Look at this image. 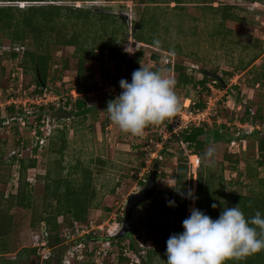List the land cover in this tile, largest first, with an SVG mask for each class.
<instances>
[{"label":"rangeland","instance_id":"374dc122","mask_svg":"<svg viewBox=\"0 0 264 264\" xmlns=\"http://www.w3.org/2000/svg\"><path fill=\"white\" fill-rule=\"evenodd\" d=\"M156 1H58L91 10L102 8L126 17L129 23L127 30L120 23L106 21L109 33L112 28L118 27L116 36L122 39L120 49L127 51L132 61L115 62L110 50L104 51L102 60L89 61V92L81 94V97L87 99V106L92 107V111L85 115L74 113L75 96L78 94L74 87L79 61L74 46H52L47 88L43 93H38L36 89L40 90V87L36 83L33 63L24 57L30 45L12 44L7 38H0V190L4 192V198L17 191L21 159H36V165L28 168L25 176L30 184V203L35 199L41 204L48 182L45 176L48 171L55 176L59 170L63 176L73 178L72 169L79 162L92 170L97 190L88 219L99 220L103 224L110 219L109 224L103 228V233L109 235L120 230L127 197L142 186L141 182L147 179L150 169H157L161 173L158 174L159 189H172L175 184L178 149L184 148L186 156L193 149L177 140L167 141L172 134L167 131L166 125L171 123L164 121L158 125H149L141 136H133L114 125L105 110L108 101L122 91L119 81L125 79L131 82L132 72L141 66L161 70L176 80L177 74L169 66L174 61L187 65L197 80L203 79L204 70L214 71L224 79L225 85L222 84V87L213 80L207 81L206 88L200 84L196 87H175L181 104L176 116L180 113L184 120H188L187 110L191 98L197 102L205 100L211 113L218 109L228 119L242 115L245 105L255 110L260 107L264 118V82L254 81L256 72L261 71L260 68L264 65V0H182L178 6L172 0ZM25 3L21 6L27 5ZM228 5L232 6V12L237 18L223 21L221 13L215 9H223ZM142 17L146 21L151 17L158 19L157 41L165 47L174 46L176 53H170L162 46L157 47L131 38L132 21H140ZM13 52H17L16 57L12 56ZM256 54L258 58L254 60ZM154 55L159 59L156 60ZM186 93H189L190 99L185 97ZM37 98L43 100L38 102ZM12 103L23 111H38L43 105L50 112L44 120H38L35 114H30L27 118L23 114L16 120L7 119V106ZM205 111L204 121L208 127L216 128L220 133L218 141L205 147V151L209 146L216 149V163L212 167L207 166L205 172V179L210 178V185L216 189L215 200H225L222 190L225 194H247L251 189L264 190V183L260 184L258 180H264V165L257 166V140L252 137L228 142L230 137L233 139L246 133L243 129L251 131L252 123L241 124L235 120V126L226 123V127L221 128L219 123H211V114ZM59 129L65 131L66 138L62 152L59 150L62 144ZM193 155L195 154L188 157L191 173L189 183L196 193L199 159L195 167ZM156 158L158 162L155 161ZM235 159H239V162L235 163ZM249 167L257 169L255 178L250 177ZM252 172L254 173L253 170ZM221 175L223 181L220 179ZM52 203L56 204V201L52 200ZM32 210L30 204L13 207L14 227L8 237H0V264L31 263L32 253L24 249L33 247L39 236V229L31 226ZM146 210V206L140 205L133 213V229L134 232L140 230L144 233L145 251L158 246L159 242L167 238L165 234L146 228ZM65 220L66 216L63 215L58 218L60 234L65 231ZM87 260L88 258H84L82 262L71 260V264H84L83 261ZM102 260L103 264H118V260L113 261L108 255L99 258V262ZM56 264L60 263L56 261Z\"/></svg>","mask_w":264,"mask_h":264},{"label":"trees","instance_id":"16d2710c","mask_svg":"<svg viewBox=\"0 0 264 264\" xmlns=\"http://www.w3.org/2000/svg\"><path fill=\"white\" fill-rule=\"evenodd\" d=\"M59 0H0V38H7L12 44L30 45L24 53V57L29 59L33 63V68L36 72V83L40 87V90L36 89V92L43 93L47 88L48 69L50 60V51L52 46H74L79 56L77 66V78L75 83V90L78 93L75 96L76 114L85 115L92 111V107L87 106V99L81 97V94H87L89 88L87 85L89 75V61L102 60L104 57V51L110 50L112 60L115 62L128 63L132 61L127 51H121L120 45L122 39H118L116 36V28H112L109 33L106 21L111 20L113 24L120 23V26H124L129 30V23L126 21V17L120 16L116 13L107 11H94L90 8L79 5H67L58 3ZM178 6L182 3V0H172ZM260 1V0H255ZM26 2L27 5L21 6ZM151 3H156V0H150ZM25 3V4H26ZM218 8V7H216ZM221 13L222 20L235 19L237 15L232 12V6L228 5L223 9H215ZM118 18L121 20L119 21ZM157 18L151 17L146 21L143 17L140 21H132L131 26V38L135 41L142 43L155 44L157 47L162 46L164 50H169L170 53H176V48L162 45L157 41L158 30ZM146 23L148 27L145 26ZM125 38V37H124ZM130 38V39H131ZM129 39V37H126ZM129 39V40H130ZM32 47V48H31ZM25 49V48H24ZM16 50V49H15ZM13 57L17 56V52L12 53ZM156 60L159 59L157 55H154ZM258 58L256 54L254 60ZM253 60V61H254ZM173 71L177 74L176 86L183 87L188 85L197 84L206 88V83L209 80L216 81L219 87L222 84L214 77L209 76L204 70L203 79L197 80L191 69L184 63L172 62L171 65ZM68 67V66H66ZM261 71L256 72L254 76L255 82H264V65L260 68ZM259 69V70H260ZM189 98V93L185 96ZM190 99V98H189ZM189 110L193 112L207 110V104L205 100L195 101L194 98L190 99ZM60 103V101L58 102ZM51 109H53L51 107ZM213 113L210 112L212 122L219 123L221 128L226 127V123H232L235 126V120L238 123H252L254 129L248 131L243 129L246 133H243L233 139H229L228 142L242 141L247 138H255L258 143L259 158L257 166L264 165V118L261 113L260 107L256 110L249 106H244L242 115L236 117H224L218 109ZM9 115L7 119H19L23 114L27 118L30 114L37 115L38 120L46 119L47 113L50 112L45 106L41 105L37 111H23L16 104H9L7 106ZM66 112V111H64ZM73 114V112H72ZM177 117V116H176ZM218 120H220L218 122ZM170 121V120H169ZM230 121V122H228ZM164 123H169L166 120ZM258 126V127H257ZM263 127V128H262ZM168 131L171 132V137L167 139L168 142L177 140L180 143L187 144V147L192 150L191 154L185 155L184 148H179L177 152V167L174 173L175 184L172 189L165 190L159 189L158 192L151 198L150 201L142 204L146 206L147 211V224L146 228L150 231H157L165 234L164 242L166 251V241L170 235L174 233L183 232L182 221L190 215V209L195 207L200 209L209 215L212 219H216L219 216L220 211L227 202L229 206L233 207L239 204V207L246 218H251L259 211L264 217V190L256 191L251 189L250 193H226L222 190V196H225V200L216 199V189L211 184L210 178L205 179L206 165L202 162L201 156L205 152L206 145L218 141L220 139L219 130L216 128H209L206 121H202L200 124L190 123L187 127L174 131L170 124L166 125ZM61 146L59 150L65 147L66 138L65 131L60 130ZM0 151H1V139H0ZM192 154V162L195 163L196 169V197L195 205L192 200L182 198L179 192H186L190 189L189 176V161L188 157ZM198 157H197V156ZM231 159L230 156H227ZM158 162V159H155ZM235 163L239 162V159H235ZM20 178L17 191L10 193L4 198L5 194L0 190V237H8L11 230L14 227L15 219L12 213V209L15 205L32 207V219L31 226L34 229H39L41 233V223L44 222L49 231V240L59 241V228L60 223L58 221L59 216H66L64 223L68 226H74L75 222H84L89 220L88 213L90 208L94 206V200L97 196V190L93 183V172L89 167L83 164L77 163L72 169L73 178L69 176H63L61 171L57 170L56 175L52 176L51 171L45 175L48 182L45 185V194L42 197V204L35 199L30 203L29 194V182L25 176L28 168L36 165V159L20 160ZM256 166V168H257ZM235 168V167H233ZM254 168V169H253ZM235 170V169H234ZM254 171V173L252 172ZM249 175L251 178L257 176V169L255 167H249ZM161 174L160 172L158 173ZM223 181V176H220ZM260 184L264 183L262 178L258 179ZM144 182H141L143 185ZM52 200L56 201V204L52 203ZM174 201L175 207L167 205V201ZM222 202V203H221ZM217 204V208L213 209L211 205ZM41 204V205H40ZM222 207V208H220ZM117 239L120 245L123 241H126L127 237ZM131 248H134V243H129ZM31 251L33 257L30 264H39L40 256L37 254V248L31 247L24 249ZM156 249L148 248L146 250V259L142 264H153V255L156 254ZM48 264H56L54 259L45 260ZM58 263L59 260H58ZM118 264H129V259L120 255ZM226 264H264V251L252 254L245 257L242 260H229Z\"/></svg>","mask_w":264,"mask_h":264},{"label":"clouds","instance_id":"9594fccd","mask_svg":"<svg viewBox=\"0 0 264 264\" xmlns=\"http://www.w3.org/2000/svg\"><path fill=\"white\" fill-rule=\"evenodd\" d=\"M175 86V79L167 73L141 66L132 72L131 82L119 81L122 91L108 101L105 110L122 132L141 136L149 125L161 124L180 111ZM201 160L208 167L214 166L215 147L209 146ZM178 194L193 203L198 199L192 188L186 192L178 190ZM167 205L175 207V202L169 200ZM211 207L216 209L217 204ZM182 228L183 232L167 239L164 264H226L264 251V217L257 211L246 218L239 204L224 206L216 219L193 207L182 221Z\"/></svg>","mask_w":264,"mask_h":264},{"label":"built area","instance_id":"2783aa9c","mask_svg":"<svg viewBox=\"0 0 264 264\" xmlns=\"http://www.w3.org/2000/svg\"><path fill=\"white\" fill-rule=\"evenodd\" d=\"M36 100L39 102V100L42 101L43 99L37 98ZM34 104L37 107L36 103ZM209 110L207 109V113L210 112ZM204 112L206 111L193 112L188 109V120H184L179 113V116L170 119L169 123H171L170 125L174 131L185 128L190 123L198 125L205 119ZM196 119L199 120L197 121ZM254 126V124L251 125L252 129H254ZM143 180L145 181L146 179ZM112 218L114 219L115 217ZM109 220L107 219L104 224L99 222V220L93 221L91 219L84 222H75L74 226L64 224L65 231L63 234L59 232V241L49 240V231L46 224L42 222L41 234H39L34 244V247L37 248V254L40 256L39 264H47L45 260L51 259H54V261L59 260L60 264H71V260L82 262L84 258H88L87 261H83L84 264L91 263V261L93 262L92 264H103L104 260L99 262V258L106 255L110 256L113 261L115 259L119 260L120 255H122L129 259V264H142L146 258L143 242L144 233L140 230L136 232L133 230L130 236L126 238V241L119 245L117 239L112 238L116 234L115 232L109 233V235L103 233V228L109 224ZM130 242L134 243V248H131Z\"/></svg>","mask_w":264,"mask_h":264},{"label":"water","instance_id":"95a60500","mask_svg":"<svg viewBox=\"0 0 264 264\" xmlns=\"http://www.w3.org/2000/svg\"><path fill=\"white\" fill-rule=\"evenodd\" d=\"M94 11H105L102 8H95ZM206 73L216 78L221 84L225 85L224 79L214 71L205 70ZM159 190L158 186V170L150 169L147 179L144 184L136 191L131 193L126 200L124 215L122 218V225L116 237H128L133 232V213L142 204L148 202Z\"/></svg>","mask_w":264,"mask_h":264},{"label":"crops","instance_id":"0c3cea01","mask_svg":"<svg viewBox=\"0 0 264 264\" xmlns=\"http://www.w3.org/2000/svg\"><path fill=\"white\" fill-rule=\"evenodd\" d=\"M197 156V155H196ZM198 157V156H197ZM195 205V203H194ZM226 206H229V203L226 205ZM160 234V233H159ZM164 239V238H163ZM164 241V240H163ZM159 242V241H158ZM151 249H156V254L153 255V264H164V261H166L167 257L165 255V245H164V242L162 243L159 242L158 243V246H153V247H150ZM146 259V258H145ZM144 259V260H145Z\"/></svg>","mask_w":264,"mask_h":264}]
</instances>
